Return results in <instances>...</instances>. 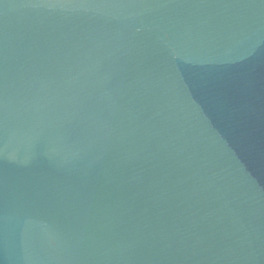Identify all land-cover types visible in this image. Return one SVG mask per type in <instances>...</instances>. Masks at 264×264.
I'll return each mask as SVG.
<instances>
[{
    "label": "water",
    "instance_id": "95a60500",
    "mask_svg": "<svg viewBox=\"0 0 264 264\" xmlns=\"http://www.w3.org/2000/svg\"><path fill=\"white\" fill-rule=\"evenodd\" d=\"M0 264H264V0H0Z\"/></svg>",
    "mask_w": 264,
    "mask_h": 264
}]
</instances>
